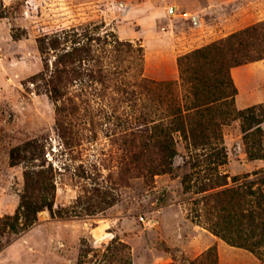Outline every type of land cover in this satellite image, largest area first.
Returning a JSON list of instances; mask_svg holds the SVG:
<instances>
[{
    "label": "rangeland",
    "instance_id": "1",
    "mask_svg": "<svg viewBox=\"0 0 264 264\" xmlns=\"http://www.w3.org/2000/svg\"><path fill=\"white\" fill-rule=\"evenodd\" d=\"M263 16L264 0H0V222L20 205L27 165L46 162L56 185L53 210L39 211L38 220L20 232H0V264H104L114 242L128 244L132 264H210L212 248L215 264H263L256 253L209 227L202 200L233 185L235 176L264 174V158L247 152L240 118L231 116L221 126L227 161L218 169L229 182L195 192L193 184L209 169L191 167L192 151L179 131L171 169L161 164L157 146L144 147L138 116L145 94L131 108L116 89L129 73L101 81L84 71L60 98L53 97L48 81L71 38L93 37L92 55H107L105 67L122 70L128 56L114 49L116 40L131 42L143 47L145 77L176 82L164 108L173 95L183 94L181 55ZM57 30L69 40L63 49L43 53L37 36ZM256 61L231 68L235 83L233 69L242 68L236 73L243 101H253V92L263 95L243 107L235 99L237 109L264 102V61ZM83 63L84 68L94 61ZM167 114L159 108L155 117ZM261 126L264 142V121ZM18 147L21 156L13 163L11 151Z\"/></svg>",
    "mask_w": 264,
    "mask_h": 264
},
{
    "label": "trees",
    "instance_id": "2",
    "mask_svg": "<svg viewBox=\"0 0 264 264\" xmlns=\"http://www.w3.org/2000/svg\"><path fill=\"white\" fill-rule=\"evenodd\" d=\"M61 34L57 30L37 36L40 50L46 53L50 49H63L61 43L69 39H63ZM71 39L70 47L65 46L58 53L48 80L53 97H62L73 78L76 79V75L80 76L79 73L82 75L84 71L91 78L101 81L111 78V75L129 73L130 79L123 86L117 85L116 89L123 93L131 108L145 94L138 116L142 124L139 130L145 137L144 147L157 146L163 153L161 164L171 169L177 153L174 132L179 131L192 151L191 167L204 166L203 169H209L208 175L193 184L197 188L195 192L229 182L228 175L221 173L218 165L227 161L221 126L231 116L241 119L249 156L253 159L264 158L261 126L264 102L237 109L235 99L239 91L231 74L233 66L264 59V20L181 55L178 62L183 94L181 98L173 95L164 108V100L175 88L176 82H157L143 75L142 46L116 40L114 49L128 56L127 68L122 70L119 66L105 67L101 61L107 55L101 54V51V55H92L96 51L93 37L88 40H82V37ZM87 60L94 63L83 68V62ZM153 97L159 99L161 104H154ZM159 108L169 112L161 120L155 117ZM31 144L28 142L26 146L30 147ZM19 150L18 147L11 151L13 163L19 161ZM43 165L40 168L26 166L25 189L20 205L15 214L5 215L1 219V233L20 232L38 220L39 211L46 208L53 210L56 188L54 172L51 166H46V162ZM191 175L192 172L185 175V183L190 181ZM250 175L235 176L233 185L205 195L202 200L206 202L209 227L229 243L256 253L264 264V174L255 178ZM190 186L187 184V188ZM128 247L124 242L111 243L105 253L104 264H132ZM206 256L210 258V264L217 262V253L213 248Z\"/></svg>",
    "mask_w": 264,
    "mask_h": 264
},
{
    "label": "crops",
    "instance_id": "3",
    "mask_svg": "<svg viewBox=\"0 0 264 264\" xmlns=\"http://www.w3.org/2000/svg\"><path fill=\"white\" fill-rule=\"evenodd\" d=\"M263 18H264V16H263ZM262 61H264V59H262ZM257 62L258 61H253V62H249V63L243 64L241 66H243V68L244 67H250V65H255ZM235 69L236 68L233 69V72L232 73H233V76H234V78L236 80V83H237V85L239 87V92L236 95V102H237V104L240 107H243V106L248 105L250 102H253L254 100L260 99L263 95L260 94V93H257V92H253L252 93V100L253 101H250V102L249 101H243L245 99L244 96H243V88L241 87V85H240V83L238 81V77H237V73H236V71H239L238 69H242V68H238L237 70H235Z\"/></svg>",
    "mask_w": 264,
    "mask_h": 264
},
{
    "label": "built area",
    "instance_id": "4",
    "mask_svg": "<svg viewBox=\"0 0 264 264\" xmlns=\"http://www.w3.org/2000/svg\"><path fill=\"white\" fill-rule=\"evenodd\" d=\"M169 11H170V12H174V11H175L174 6H171V7L169 8Z\"/></svg>",
    "mask_w": 264,
    "mask_h": 264
}]
</instances>
